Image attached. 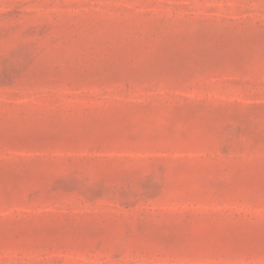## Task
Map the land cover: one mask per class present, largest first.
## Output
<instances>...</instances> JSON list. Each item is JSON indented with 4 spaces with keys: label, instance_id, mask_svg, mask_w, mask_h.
<instances>
[{
    "label": "rangeland",
    "instance_id": "obj_1",
    "mask_svg": "<svg viewBox=\"0 0 264 264\" xmlns=\"http://www.w3.org/2000/svg\"><path fill=\"white\" fill-rule=\"evenodd\" d=\"M0 264H264V0H0Z\"/></svg>",
    "mask_w": 264,
    "mask_h": 264
}]
</instances>
